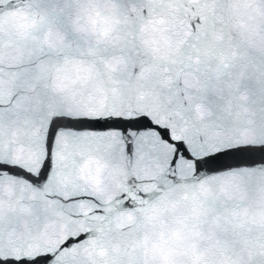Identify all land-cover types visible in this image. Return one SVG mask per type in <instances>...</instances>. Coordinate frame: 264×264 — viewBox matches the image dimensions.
<instances>
[{"label":"snow or ice","instance_id":"snow-or-ice-1","mask_svg":"<svg viewBox=\"0 0 264 264\" xmlns=\"http://www.w3.org/2000/svg\"><path fill=\"white\" fill-rule=\"evenodd\" d=\"M0 264H264V0H0Z\"/></svg>","mask_w":264,"mask_h":264}]
</instances>
